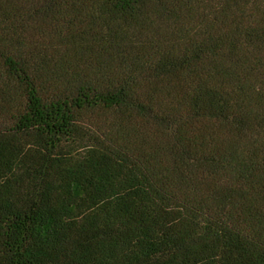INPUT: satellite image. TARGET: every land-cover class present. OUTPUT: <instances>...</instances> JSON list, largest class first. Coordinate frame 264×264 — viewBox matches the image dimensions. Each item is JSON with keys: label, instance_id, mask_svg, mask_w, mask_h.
<instances>
[{"label": "trees", "instance_id": "trees-1", "mask_svg": "<svg viewBox=\"0 0 264 264\" xmlns=\"http://www.w3.org/2000/svg\"><path fill=\"white\" fill-rule=\"evenodd\" d=\"M0 264H264V0H0Z\"/></svg>", "mask_w": 264, "mask_h": 264}]
</instances>
